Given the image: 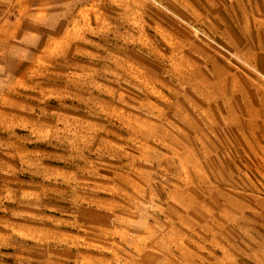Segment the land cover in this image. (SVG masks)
I'll return each mask as SVG.
<instances>
[{"label":"rangeland","instance_id":"rangeland-1","mask_svg":"<svg viewBox=\"0 0 264 264\" xmlns=\"http://www.w3.org/2000/svg\"><path fill=\"white\" fill-rule=\"evenodd\" d=\"M154 238L264 264V0H0V264Z\"/></svg>","mask_w":264,"mask_h":264},{"label":"crops","instance_id":"crops-1","mask_svg":"<svg viewBox=\"0 0 264 264\" xmlns=\"http://www.w3.org/2000/svg\"><path fill=\"white\" fill-rule=\"evenodd\" d=\"M183 145H184L183 150L180 149L179 152L183 154H191L192 153L191 146L188 144L187 146L185 144ZM171 230L173 233L171 234V237H168V240L169 243H171L172 248L174 249L175 244L178 245L182 244V246H185L186 236L188 235L185 229L173 228ZM177 235L179 236L176 237ZM152 241H153L152 245L147 249H141L140 246L139 247L136 246L134 249L136 255H134V257L132 258H127L125 261H122V264H179L177 263V260H174L173 257H170V255H174L172 250H167L165 252L164 248L161 247L159 239L154 238ZM165 253L167 254L166 258H165ZM179 261L181 262V260ZM188 264H190L189 261Z\"/></svg>","mask_w":264,"mask_h":264}]
</instances>
